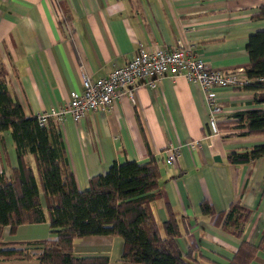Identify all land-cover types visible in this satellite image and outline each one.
I'll use <instances>...</instances> for the list:
<instances>
[{"label":"crops","instance_id":"0c3cea01","mask_svg":"<svg viewBox=\"0 0 264 264\" xmlns=\"http://www.w3.org/2000/svg\"><path fill=\"white\" fill-rule=\"evenodd\" d=\"M263 8L264 0H0V64L27 117L64 106L72 91L82 89L85 74L93 80L109 75L129 62L140 44L173 49L182 40L195 45L212 68L240 72L251 83L247 45L252 33L264 30V18H254ZM157 82L151 86L139 79L135 98L120 94L111 110L81 120L69 115L60 124L51 119L52 137L60 132L78 187L88 189L91 177L107 173L114 162H146L153 156L160 167L155 217L163 224L173 212L188 230L179 239L183 252L196 246L204 255L199 264H229L246 240L259 245L250 264H264V156L248 164L228 159L230 152L264 144V133L248 134L235 125L239 113L264 110V89L216 88L223 112L221 133L212 134L199 83L170 73ZM194 140L200 141L196 148L188 144ZM172 147L180 149L175 165L166 162ZM26 160L35 166L33 155ZM17 165L16 145L6 131L0 134V172L10 176ZM204 200L214 214L202 212ZM233 204L251 211L246 224L226 226V216L218 218ZM55 238L49 222L20 225L15 234L10 227L4 230L10 243L5 247ZM30 247L34 253L43 250L41 244ZM123 249L121 237L88 235L75 242L74 253L132 264L122 257Z\"/></svg>","mask_w":264,"mask_h":264},{"label":"trees","instance_id":"16d2710c","mask_svg":"<svg viewBox=\"0 0 264 264\" xmlns=\"http://www.w3.org/2000/svg\"><path fill=\"white\" fill-rule=\"evenodd\" d=\"M256 19L264 18V8ZM250 64L246 74L252 80L247 89H264V30L249 36ZM236 127L248 134L264 133V110L239 113ZM221 127V126H220ZM10 131L17 149L18 165L10 176L0 172V262L38 259L40 264H110L107 256L78 257L75 242L88 235H113L124 240L122 257L132 264H199L203 253L196 246L182 251V230L172 212L160 224L153 202L159 188L160 167L155 157L146 162H114L107 173L91 177L89 188L81 190L71 169L60 132L52 136L50 126H41L37 116L27 117L12 90L7 71L0 64V134ZM33 155L35 166L26 156ZM264 156V144L250 152H230L232 164H248ZM202 212L214 214L204 200ZM225 225L246 224L251 211L233 204ZM234 219V220H233ZM49 222L55 239L27 242L26 247H5L4 230L15 234L23 224ZM242 231H239L241 235ZM12 245L21 242L11 243ZM41 244V253L30 246ZM259 245L243 240L229 264H250Z\"/></svg>","mask_w":264,"mask_h":264},{"label":"built area","instance_id":"2783aa9c","mask_svg":"<svg viewBox=\"0 0 264 264\" xmlns=\"http://www.w3.org/2000/svg\"><path fill=\"white\" fill-rule=\"evenodd\" d=\"M242 71V69H241ZM183 74L190 82L200 84L209 109V128L212 134H220L219 115L223 112L216 88L245 87L250 83L240 72L225 73L208 65L204 57L196 52V46L179 40L173 49L161 47L148 48L139 45L137 54L126 64L116 65L113 71L98 80L86 74L83 76L81 90L71 92L70 100L60 108L51 107L37 115L40 125L47 126L51 119L63 123L71 115L81 120L88 113L96 110H111L115 99L123 93L135 98V83L144 79L151 86L167 74ZM192 148L200 145L199 140L188 143ZM211 147L212 144H209ZM180 156V149L172 147L167 157V164L175 165Z\"/></svg>","mask_w":264,"mask_h":264},{"label":"rangeland","instance_id":"374dc122","mask_svg":"<svg viewBox=\"0 0 264 264\" xmlns=\"http://www.w3.org/2000/svg\"><path fill=\"white\" fill-rule=\"evenodd\" d=\"M34 260V259H33Z\"/></svg>","mask_w":264,"mask_h":264}]
</instances>
